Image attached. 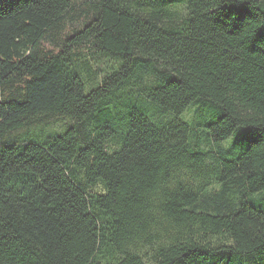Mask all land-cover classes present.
Instances as JSON below:
<instances>
[{"label":"trees","instance_id":"trees-1","mask_svg":"<svg viewBox=\"0 0 264 264\" xmlns=\"http://www.w3.org/2000/svg\"><path fill=\"white\" fill-rule=\"evenodd\" d=\"M179 3L178 30L139 13ZM83 5L61 37L73 0H0V264H264V0ZM83 50L118 62L91 88ZM55 118L75 127L5 140Z\"/></svg>","mask_w":264,"mask_h":264},{"label":"rangeland","instance_id":"rangeland-1","mask_svg":"<svg viewBox=\"0 0 264 264\" xmlns=\"http://www.w3.org/2000/svg\"><path fill=\"white\" fill-rule=\"evenodd\" d=\"M73 3L75 6V10L71 11L64 17L59 27L61 31V37L70 35L72 32L79 30L85 24L87 15L86 11L83 10H87L89 15L91 13V11L83 5V0H73ZM139 13L143 15H156V18H158L159 26L172 30L180 29L187 18V12L185 10L184 4L182 3L164 7H142L141 9H139ZM57 43L58 41L56 39H54V41H41L39 47L49 51L54 49V46L57 45ZM117 66L118 62L116 60L96 54L89 50L81 51L77 62L73 63L74 71H76L82 78L87 88H91L99 84L101 79L115 70ZM145 84H154V76H144L142 77V82L139 86H132L135 89L136 94L140 93V88ZM131 107L140 108V105L134 103L131 104ZM127 111L128 109L122 113V116H125ZM115 115L116 113L110 114V116ZM210 119L211 115L200 110L196 104H192L190 107H188L181 118H179V120L183 121L189 126H192L199 136L203 135L202 130L204 129L198 128V123H204ZM213 120H215V118ZM91 126V123H85L82 126L81 131H89L91 130ZM73 127H75L73 123L67 120L55 118L48 120L42 124L30 127L28 129L12 133L11 135H8L5 140L7 142H39L45 138H50L54 135L61 134L67 128ZM226 142H228V140L221 144H225ZM201 147L204 150H208L210 148V145L207 143H201ZM216 188V186L211 185L209 190L213 192L216 190ZM89 191L97 194H102L104 192L100 184H97L95 187L90 188Z\"/></svg>","mask_w":264,"mask_h":264}]
</instances>
